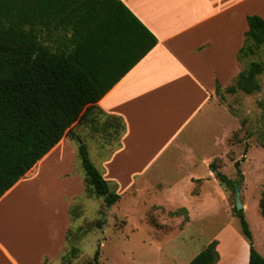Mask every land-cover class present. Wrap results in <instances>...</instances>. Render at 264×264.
Segmentation results:
<instances>
[{
  "label": "crops",
  "instance_id": "0c3cea01",
  "mask_svg": "<svg viewBox=\"0 0 264 264\" xmlns=\"http://www.w3.org/2000/svg\"><path fill=\"white\" fill-rule=\"evenodd\" d=\"M120 1L158 42L96 103V110L124 125L117 148L109 153L101 141L98 155L106 173L100 171L117 192L174 158L195 165L204 140L220 139L217 83L225 89L241 71L237 51L247 15L264 18V0ZM73 128L81 136L90 131L79 122ZM77 148L65 135L0 198V264H55L62 255L73 223L70 207L77 190L84 191ZM54 173L58 183L45 181ZM215 239L217 264L249 263L250 244L237 228ZM178 257L179 252L172 258Z\"/></svg>",
  "mask_w": 264,
  "mask_h": 264
},
{
  "label": "trees",
  "instance_id": "16d2710c",
  "mask_svg": "<svg viewBox=\"0 0 264 264\" xmlns=\"http://www.w3.org/2000/svg\"><path fill=\"white\" fill-rule=\"evenodd\" d=\"M246 20L240 62L264 50V18L252 14ZM157 42L120 0H0V198L67 135L81 142L77 154L84 192L102 198L106 207L118 202L120 194L92 161L73 125L85 121L97 109L96 103ZM263 71L264 64L252 60L225 89L252 94L261 88L258 77ZM221 89L217 83L216 93ZM118 128L124 130L121 121ZM259 142L264 147L262 138ZM234 166L236 181L220 171L215 176L236 192L244 176L241 161L235 160ZM73 205L74 220L81 213H74ZM259 208L264 216V189ZM234 214L250 243L248 264H264L244 209L235 204ZM217 245L212 240L188 264H217ZM74 257L76 253L65 264H72ZM99 259L98 248L85 264H99Z\"/></svg>",
  "mask_w": 264,
  "mask_h": 264
},
{
  "label": "rangeland",
  "instance_id": "374dc122",
  "mask_svg": "<svg viewBox=\"0 0 264 264\" xmlns=\"http://www.w3.org/2000/svg\"><path fill=\"white\" fill-rule=\"evenodd\" d=\"M252 60L264 64V50L242 62L237 55L241 69ZM258 80L261 88L252 94L227 89L216 93L222 110L221 137L212 140L209 135L204 140L195 165L174 158L169 164L147 170L148 175L140 177L133 188H120L117 193L121 199L111 207H106L102 198L79 188L73 210L81 215L73 220L64 251L55 264H65L74 253L72 264H85L98 248L99 264H186L226 228H237L244 236L234 214L236 192L222 185L216 176V179L209 177V173L220 171L236 181L235 160L241 161L244 179L240 198L253 243L264 255V216L259 208L264 189V147L259 142L260 138L264 140V71ZM80 124L90 129L79 135L88 146L92 161L106 173L98 156L102 151L101 141L109 144V153L117 148L122 134L118 128L120 120L95 110ZM72 141L74 146L78 145L76 139ZM208 160H211L209 165ZM76 173L83 177L78 154ZM44 179L57 182L56 173L46 174ZM111 187L116 191L114 184ZM180 208L186 211L170 214ZM178 252V259L173 260Z\"/></svg>",
  "mask_w": 264,
  "mask_h": 264
},
{
  "label": "water",
  "instance_id": "95a60500",
  "mask_svg": "<svg viewBox=\"0 0 264 264\" xmlns=\"http://www.w3.org/2000/svg\"><path fill=\"white\" fill-rule=\"evenodd\" d=\"M76 140L78 142V146H80L81 145L80 140H78V139H76ZM236 207L239 210L243 209V203H242V200L240 198V184L237 185V187H236Z\"/></svg>",
  "mask_w": 264,
  "mask_h": 264
}]
</instances>
